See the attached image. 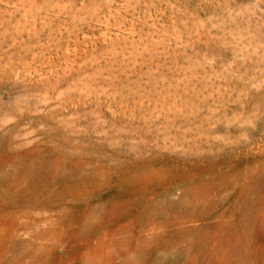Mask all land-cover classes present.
Listing matches in <instances>:
<instances>
[{"label": "rangeland", "instance_id": "1", "mask_svg": "<svg viewBox=\"0 0 264 264\" xmlns=\"http://www.w3.org/2000/svg\"><path fill=\"white\" fill-rule=\"evenodd\" d=\"M0 264H264V0H0Z\"/></svg>", "mask_w": 264, "mask_h": 264}]
</instances>
